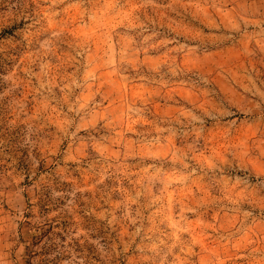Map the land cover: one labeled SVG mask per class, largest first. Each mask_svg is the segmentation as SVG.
I'll list each match as a JSON object with an SVG mask.
<instances>
[{"label": "rangeland", "instance_id": "obj_1", "mask_svg": "<svg viewBox=\"0 0 264 264\" xmlns=\"http://www.w3.org/2000/svg\"><path fill=\"white\" fill-rule=\"evenodd\" d=\"M0 264H264V0H0Z\"/></svg>", "mask_w": 264, "mask_h": 264}]
</instances>
